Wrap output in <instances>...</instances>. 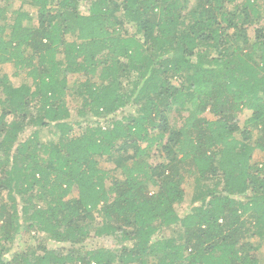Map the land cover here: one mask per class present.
I'll list each match as a JSON object with an SVG mask.
<instances>
[{"label":"trees","instance_id":"1","mask_svg":"<svg viewBox=\"0 0 264 264\" xmlns=\"http://www.w3.org/2000/svg\"><path fill=\"white\" fill-rule=\"evenodd\" d=\"M10 1L0 65L31 82L0 75V264H262L264 0H28L9 26Z\"/></svg>","mask_w":264,"mask_h":264},{"label":"rangeland","instance_id":"2","mask_svg":"<svg viewBox=\"0 0 264 264\" xmlns=\"http://www.w3.org/2000/svg\"><path fill=\"white\" fill-rule=\"evenodd\" d=\"M4 0H0V2L3 3ZM28 0H11L9 2V15L10 17L8 18V25L10 26L12 24V11H15L19 8H22L23 10L29 11L30 13H32L33 15V23H37L38 17H37V8L31 6L30 4L27 3ZM80 10L83 13H86L88 11V5L87 2L84 1L81 3L80 6ZM264 23V22H263ZM127 27L130 29V32H134L135 28L130 26V24H127ZM10 28H8L9 30ZM71 38V37H69ZM16 72V67L13 63H7V64H3L0 65V75H4L7 74L10 77V81L12 84L14 85H20L22 82L24 81H28L31 82L30 79L27 78L26 76V72L25 70L21 71L18 73V75L15 74ZM73 78V77H72ZM78 105L79 102L76 100H72V105ZM75 108V107H74ZM134 110L133 106L130 104L128 105L124 110H122L121 112H119L117 115H122V114H130L132 113ZM76 110H74V116L77 117L76 115ZM187 113L184 112L182 114H178L176 111H173L171 113V121L172 123L174 122L175 125L179 126L182 122V116H185ZM250 115L249 111H244L242 113L239 114V120H240V124L241 126L244 125V122L246 120V118ZM206 116L208 118H214V116L210 113V112H206ZM34 130L33 127L28 128L26 130V132L24 133V136H28L32 131ZM76 132H79V128L76 127ZM42 139L43 140H49L50 135L47 133V130H42ZM257 131L254 132V140L257 139ZM155 152V151H154ZM152 162L155 161L154 158L151 159ZM254 162H257L259 164L264 163V152L260 151V150H256L254 153ZM102 166L104 168H113V165L109 162H105L102 161ZM194 177H191V179L188 180L187 184H186V199L183 203H181L180 205L177 206L178 212L181 216H184L185 214H187L188 212L191 211L192 207H193V203H192V197H193V193H194V188H195V183H194ZM2 202H4L5 204H7L8 206L11 204L10 198L8 197L7 193H4L3 195V199ZM19 203V208H21L22 206V202L21 200H18ZM1 224V221H0ZM176 231H182V228H180L179 226H175V227H171L169 229H165V235L166 236H174ZM32 236L35 237V233L33 232ZM32 238L29 235H25V237H23L22 239H17V241L15 242V244L13 245V249L12 252L14 251H28L31 247H36V245L38 244V242L35 240V238ZM46 243L48 245V248L50 249H56L59 248L61 246H65L64 244L58 243L55 240L52 239H47ZM121 244L118 242L117 239H115L113 236H104V237H95L94 234L92 233V236L86 241L85 243V248L86 249H90V248H95V247H100V246H105L111 249H116L120 246ZM19 248V249H18ZM262 254H264V246L262 248ZM262 264H264V262H262Z\"/></svg>","mask_w":264,"mask_h":264}]
</instances>
